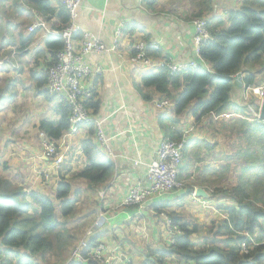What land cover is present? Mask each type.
Here are the masks:
<instances>
[{
    "label": "crops",
    "instance_id": "obj_1",
    "mask_svg": "<svg viewBox=\"0 0 264 264\" xmlns=\"http://www.w3.org/2000/svg\"><path fill=\"white\" fill-rule=\"evenodd\" d=\"M242 4L243 0H157L154 3L149 0H82L78 9L82 30L93 33L108 48L113 47L116 31L120 30L113 49L85 56L93 67L102 69L101 73L84 79L95 94L93 99L99 101L98 110L89 108L90 114L100 121L111 150L117 155L108 157L111 170L97 185L77 177L87 165L81 142L88 136V125L80 126L71 134L67 129L56 140L39 129L41 120L56 122L60 119V106L65 102L62 96L51 95L44 90V84H38V79L44 80V69L52 56V51L46 47L51 36L48 30L62 23L54 16L43 17L33 12L35 21L33 17V22L24 23L21 28L31 34V42L24 50L26 53L16 52L18 63L22 60V65L25 62L33 66L30 70L23 66L0 69V114L3 116L0 118V152L4 158L0 154L1 174L8 166L20 169L22 177L32 175L36 182V187H28V190L50 192L51 197L59 178L65 177L72 186V198L83 195L85 199L81 221L88 218V223L81 237H96V242L116 245L133 258L135 264H145L146 260L154 262V257L171 245L175 233L166 231L160 212L169 217L172 214L189 227L196 226L197 231L191 234L194 245H225V238H228L227 245H236L231 240L235 230L223 226L228 215L222 209L233 206L234 201L229 194L216 193V190L229 192L237 185L240 175H244L243 169L256 160L253 153L257 145L243 138L246 127L241 119L244 117L238 114L239 108L235 110L242 99L241 90L233 92L231 103L223 113L197 120L192 113L194 104L181 113L174 111L173 104L181 87L173 90L171 104L160 109L155 102L165 97L153 88L144 87L142 79L147 73L158 71L164 60L185 62L193 58L194 18L205 17L210 24L222 28L228 24V11ZM52 6L57 5L52 3ZM20 18L21 15L16 14L14 25L22 22ZM39 23L42 26L31 32L27 30L30 24ZM79 38L80 32L75 35L76 44ZM140 41H152L159 47L149 51L154 55H148V63L132 60L134 46ZM184 130L187 133L180 172L184 188L148 201L143 209L121 205L131 185L147 184V164L156 156L161 137L169 132L181 139ZM43 139L55 142L61 158L57 167L43 155ZM253 169L257 170L256 163ZM44 171L50 172L47 179L42 176ZM41 177L47 181L43 185L39 182ZM197 187L203 188L208 196L189 200L188 194ZM102 190L103 199L98 196ZM162 205L163 208L156 210ZM99 213H103L105 219L93 229ZM253 234L264 242V220L263 228L254 229Z\"/></svg>",
    "mask_w": 264,
    "mask_h": 264
},
{
    "label": "trees",
    "instance_id": "obj_2",
    "mask_svg": "<svg viewBox=\"0 0 264 264\" xmlns=\"http://www.w3.org/2000/svg\"><path fill=\"white\" fill-rule=\"evenodd\" d=\"M1 1L4 2L3 5L0 3V7H7L8 11L10 7L14 8L10 14L21 15L22 22L18 25L12 24L17 32L16 37H12L13 32L10 31L9 39H0V55L12 51L26 53L24 50L31 42V34H26L21 28L24 23L33 22V17L35 21L33 12L43 17L58 18L62 24L53 28L62 27L68 20L67 10L58 3L56 7L52 6V3H55L53 0ZM149 1L154 3L157 0ZM227 14L228 24L225 27L207 24L210 38L202 42L199 48L208 68L198 65L176 74H170L165 68H160L143 77L144 87L153 88L168 100L173 99L174 89L182 88L173 104L177 114L191 104H194L192 113L197 120L209 114L223 113L225 107L231 103L233 92L241 90L233 80V76L238 72L241 73L243 86H259L264 83V0H243L240 8L230 10ZM62 45V39L48 37L46 47L52 51L49 65L54 60V52ZM148 55L154 53L148 51ZM38 81L39 86L45 84V75L44 80ZM94 96L92 93V97L86 100L84 105L96 111L99 101L93 99ZM69 112L67 103L63 102L60 106V119L56 122L41 120L39 129L49 138L58 139L68 129ZM246 126L247 140L257 145V150L253 153L256 160L243 169L244 175H240L237 185L229 192L216 190V193L229 194L234 201L233 206L222 209L228 215L223 221V226H231L235 230L231 240L236 245H227L228 238H225V245H194L191 234L197 231V227H189L187 223H182L179 218L170 214L172 223L179 228L180 233L174 235L171 245H167L160 251V255L154 257V262L146 260V263L264 264L263 241L256 239L258 244L250 246L246 253L239 248L244 232L253 236L254 229L263 228L264 220V123L250 121ZM88 128V136L81 142V152L87 165L81 168L77 177L97 185L106 178L112 165L108 156L95 142L94 126L88 124ZM165 135L173 140H180L175 133L166 132ZM255 163L257 170L252 171ZM1 167L0 163V256L4 251L9 254L2 256V264H41L32 256L37 254L41 257L40 260H43L44 254L53 250L48 236L61 224L57 211L65 218L73 209L75 198L71 199L72 186L65 177H60L51 197L43 191L26 190L12 183L1 174ZM163 207L164 205L157 206L156 210ZM97 243L96 237L89 238L85 252H89ZM20 250L24 252L22 255L17 254ZM10 254L14 256V261H11ZM85 264L99 263L88 260Z\"/></svg>",
    "mask_w": 264,
    "mask_h": 264
},
{
    "label": "built area",
    "instance_id": "obj_3",
    "mask_svg": "<svg viewBox=\"0 0 264 264\" xmlns=\"http://www.w3.org/2000/svg\"><path fill=\"white\" fill-rule=\"evenodd\" d=\"M67 10L68 20L65 25L60 28H52L48 30V34L53 37L60 38L63 45L60 49L54 52V60L44 69L46 81L44 90L51 95H60L63 97L69 107L68 115V131L67 133H75L80 126L92 124L94 126V138L99 148L111 158L117 155L113 153L108 143V138L105 136L104 130L100 121L95 119L89 108H86L84 102L92 97V89L87 87L84 79L93 74L101 73L102 69L99 66L93 67L85 60V56L89 53L100 54L106 50L113 49L116 46L117 38L120 35V30L117 29L115 41L112 48L106 47L99 39L91 32L82 30L78 23V9L82 0H53ZM194 27L193 40V58L185 61L164 60L161 68H165L170 74L183 73L189 68L202 65L208 68V65L200 55V44L210 38V31L207 28L209 20L205 17H197L192 21ZM39 24H31L28 30L31 32ZM79 43H75V35H79ZM159 49L155 42L140 41L134 46L135 55L132 57L134 62L148 63L147 52L150 50ZM16 55L15 51L10 53V56ZM8 64L14 66L8 56L0 57V65ZM241 98L244 100V106L251 107L250 100H254L251 107L249 120L264 123V119L259 116L261 101L264 99V83L259 86H242ZM171 102L168 99H160L155 102L158 108L169 106ZM183 138L173 140L169 136L161 137L156 149V156L147 164L146 181L147 184L136 182L131 185L126 195L121 200L123 206H135L138 209H143L146 203L154 198H159L163 195L175 193L184 188V180L180 177L183 150L185 146V136L187 131L182 132ZM43 155L52 161V166L57 167L60 162V154L53 140L43 139L42 141ZM43 178H48L49 171L43 172ZM104 191H99V198L103 199ZM199 197L195 196V191L188 194V199L197 201ZM159 217L164 220L166 231L170 234L180 233L179 228L172 223V219L163 212L159 213ZM103 213H99L92 228L99 226L104 220ZM173 238L171 239V244ZM263 242H259L261 244ZM88 244V237H81L76 244L71 248L68 258L58 264H85L88 260H93L99 264H135L133 258L127 253L118 249L116 245H109L103 242H98L89 252H85ZM258 244L256 238L247 232H244V237L239 244V248L243 253L248 251L250 246ZM0 264H2L0 259ZM153 264V263H146Z\"/></svg>",
    "mask_w": 264,
    "mask_h": 264
},
{
    "label": "rangeland",
    "instance_id": "obj_4",
    "mask_svg": "<svg viewBox=\"0 0 264 264\" xmlns=\"http://www.w3.org/2000/svg\"><path fill=\"white\" fill-rule=\"evenodd\" d=\"M3 2L4 1L0 0L1 4ZM5 3H9V2L5 1ZM1 4H0V6H1ZM9 9H10V11H8L7 8H4L3 6L0 7V39L3 38L4 41H6L7 39H9L11 37L10 31L13 32L12 37H16V34H17L16 29L14 27H12V24H14V19L16 17V13L10 14L11 11H14V8L10 7ZM11 21H12V24H11ZM10 53H3L0 55V57L8 56L10 59V62L14 66H11L8 64H3V65H0V67L2 66V67L12 69L14 67L19 68V67L23 66L25 68L27 67V69L30 70V68L33 66V64L25 63V62L22 65V60H20L21 63H18L16 55L10 56ZM13 75L14 74L8 75L7 78L12 77ZM241 102L243 103L244 100L241 99L239 105L235 108V110H237L239 108V111H237L238 114L240 116L244 117L241 120L244 121L245 127H246L245 130H246L247 129L246 124L250 122V120H249L250 113H252V111H253V109L251 107L254 104V100L253 99L250 100L251 107H248L247 105L244 106L243 104H241ZM2 114L4 115L5 112H3ZM2 117L3 116L0 114V118H2ZM247 137H248V134L245 133L243 135V138L245 139V141H247ZM4 140H5V136H4ZM1 141L2 140H0V144L2 143ZM250 142H251V140H248V143H250ZM0 154L2 155V152H0ZM1 157L3 158V155ZM2 175L7 177V179L12 180L11 181L12 183H14L16 185H20L23 188H25L26 190H28V187H32V186L36 187L35 186L36 182H34L32 175H27L26 177H24V176L22 177V175L20 174V169H17V168L13 169L12 166H8L7 170H5L4 173H2ZM21 179H23L24 181H20ZM39 182L41 185H43L47 181L41 177ZM21 183H23L24 185H21ZM50 190L52 191V188ZM45 193H47V192H45ZM49 194L52 196V193L48 192V195ZM53 194H54V192H53ZM71 199H74V198H71ZM84 205H85V199H84L83 195H77L75 197V200H74L73 209H72L71 213L67 215V217H65V218L61 217L60 211H57V213H58L57 216H58V219L61 221V224L59 225L58 228H56L54 233L49 234V236H48L50 241L52 242L53 250L51 252H46L43 256V260H40L41 257L38 256L37 254L33 255L32 258H34L35 260H37L41 264H55V263L58 264L63 259L68 258L71 248L80 239L81 234L83 233V228L88 223V218L81 221V219H82L81 215L85 213V210L82 212ZM74 225H76V226H74ZM64 238H66V239H64ZM1 249H3V247H1ZM23 253L24 252L22 250L17 252V254H19V255H22ZM1 255L6 257L9 254H7V252L4 251V252H2ZM2 256H0L1 262H3ZM9 257H12L11 261L15 260V258L12 254H10Z\"/></svg>",
    "mask_w": 264,
    "mask_h": 264
},
{
    "label": "water",
    "instance_id": "obj_5",
    "mask_svg": "<svg viewBox=\"0 0 264 264\" xmlns=\"http://www.w3.org/2000/svg\"><path fill=\"white\" fill-rule=\"evenodd\" d=\"M233 80L236 84V86L238 88H241L243 85H242V81H241V73L238 72L236 73L234 76H233ZM259 116L264 119V99L261 101V106H260V111H259ZM195 196H198V197H207L208 194L206 193V191L203 189V188H199L197 187L195 189Z\"/></svg>",
    "mask_w": 264,
    "mask_h": 264
}]
</instances>
